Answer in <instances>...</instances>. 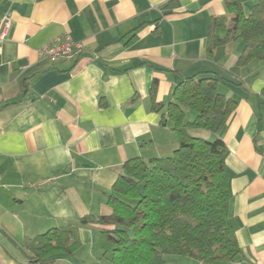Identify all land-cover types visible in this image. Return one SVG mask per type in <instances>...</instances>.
Instances as JSON below:
<instances>
[{"label": "crops", "instance_id": "1", "mask_svg": "<svg viewBox=\"0 0 264 264\" xmlns=\"http://www.w3.org/2000/svg\"><path fill=\"white\" fill-rule=\"evenodd\" d=\"M228 13L227 0H0V17L11 15L0 38V264H28L18 245L61 225L78 227L81 246L100 245V226L81 219L112 212L128 159L169 155L178 140L154 102L205 71L238 101L219 136L241 252L214 264H264V60L238 65L240 38L209 52L211 18ZM66 35L84 49L51 62L41 49Z\"/></svg>", "mask_w": 264, "mask_h": 264}, {"label": "trees", "instance_id": "2", "mask_svg": "<svg viewBox=\"0 0 264 264\" xmlns=\"http://www.w3.org/2000/svg\"><path fill=\"white\" fill-rule=\"evenodd\" d=\"M250 1L247 14L240 0H227L229 13L211 18L208 35L209 52L240 38L241 66L264 60V0ZM220 26L227 27L224 36L215 32ZM224 80L212 71L184 76L166 104L154 102L161 124L170 126L179 146L169 156L128 159L108 197L112 212L81 219L83 224H98L112 243L109 264H166L167 254L214 264L239 256L229 217L227 147L219 136L238 101L221 90ZM189 111L195 113L193 119L187 117ZM195 129L215 136L194 135ZM77 232L71 224L53 227L26 237L18 248L28 264H54L81 246Z\"/></svg>", "mask_w": 264, "mask_h": 264}, {"label": "rangeland", "instance_id": "3", "mask_svg": "<svg viewBox=\"0 0 264 264\" xmlns=\"http://www.w3.org/2000/svg\"><path fill=\"white\" fill-rule=\"evenodd\" d=\"M240 1L243 4L245 12L249 14L251 11L252 2L250 0H240ZM263 65H264L263 63L260 64V66H263ZM194 114L195 113L193 111H189L187 117L189 119H193ZM178 146L179 144L177 143L174 149H176ZM174 149H172V151H169L168 154L171 155ZM102 241L103 242L100 243V245L96 244L95 247H89V246L82 245L76 251L75 254L73 253L74 257L71 260L64 261V264H77L75 263L76 260H79V264L80 262L85 263L84 262L85 260H86V264H109V257L112 253L113 245L109 240H107L105 236H103ZM17 250L19 251L18 248ZM19 253L21 252L19 251ZM164 260L166 264H210V263H200L189 256L178 255V254H167L164 257Z\"/></svg>", "mask_w": 264, "mask_h": 264}, {"label": "built area", "instance_id": "4", "mask_svg": "<svg viewBox=\"0 0 264 264\" xmlns=\"http://www.w3.org/2000/svg\"><path fill=\"white\" fill-rule=\"evenodd\" d=\"M11 28V15L6 14L0 17V38L4 39L9 34ZM84 44L74 40L70 35H66L64 39L56 38L44 45L41 53L44 54L51 62H59L62 60H75Z\"/></svg>", "mask_w": 264, "mask_h": 264}]
</instances>
